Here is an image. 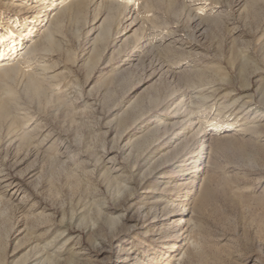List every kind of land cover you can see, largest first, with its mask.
I'll return each mask as SVG.
<instances>
[{
	"label": "rangeland",
	"instance_id": "rangeland-1",
	"mask_svg": "<svg viewBox=\"0 0 264 264\" xmlns=\"http://www.w3.org/2000/svg\"><path fill=\"white\" fill-rule=\"evenodd\" d=\"M96 1L0 0V264H264V0Z\"/></svg>",
	"mask_w": 264,
	"mask_h": 264
},
{
	"label": "bare ground",
	"instance_id": "bare-ground-1",
	"mask_svg": "<svg viewBox=\"0 0 264 264\" xmlns=\"http://www.w3.org/2000/svg\"><path fill=\"white\" fill-rule=\"evenodd\" d=\"M89 2H90V5H92V6H94L96 3H98L99 2V4H101L100 3V1H96V0H88ZM107 1V0H106ZM109 1V0H108ZM115 1V0H114ZM112 2V1H111ZM114 3H116V2H114ZM128 3V2H127ZM53 5H54V3H52ZM120 4V3H119ZM96 5H98V4H96ZM104 5V4H103ZM110 5H114L113 3H111ZM121 5V4H120ZM127 4H126V2H125V5L124 6H126ZM42 6V5H41ZM52 6V5H51ZM55 6V5H54ZM100 6V5H99ZM102 6V5H101ZM100 6V7H101ZM109 6V5H108ZM123 6V7H124ZM35 7H38V6H35ZM95 8H96V6H94ZM99 7V8H100ZM64 8H66V7H63V8H59L60 9V11H62V10H64ZM112 8H113V6H112ZM33 9V8H32ZM35 9V8H34ZM119 9H121L122 10V7L121 8H119ZM124 10V9H123ZM124 11H126V10H124ZM123 11V12H124ZM122 11H121V13H123ZM132 12V11H131ZM131 12L130 11H128V15H130L131 14ZM111 13V12H110ZM125 13V12H124ZM108 15V14H107ZM122 15V14H121ZM124 15V14H123ZM122 15V16H123ZM111 15H109L108 17H110ZM127 16H125V18H126ZM124 18V17H123ZM109 20V19H108ZM134 21V20H133ZM152 34V33H151ZM152 36V35H151ZM51 29L48 27L47 29H45V32H43V34H42V39L44 40H50L51 39ZM150 38H152V37H150ZM155 38V37H154ZM148 39V41H149V38H147ZM151 40V39H150ZM152 41H153V39H152ZM14 42V40H12L11 41V43H13ZM151 43V42H150ZM32 46H34V45H32ZM4 46L0 43V64L2 63V62H4V61H6L7 59H9V57H10V55L8 56V51H6L4 48H3ZM32 48V47H31ZM34 48V47H33ZM154 49V48H153ZM33 50V49H32ZM31 52H33V51H31ZM28 54V53H27ZM30 55V54H29ZM12 56V55H11ZM26 56V55H25ZM33 57V56H32ZM21 60V59H20ZM23 60V59H22ZM19 61V60H18ZM25 62V61H24ZM23 64V63H22ZM2 65L3 64H1V67H0V73H1V75L2 76H4V77H6V76H8V75H10L12 72H14L15 70H16V67H15V65L13 66V65H11V66H7V67H2ZM17 65H19L18 63H17ZM20 65H21V63H20ZM28 65V64H27ZM28 82H29V84H34V80L32 79V76H29L28 77ZM183 102V101H182ZM187 104V103H186ZM185 106H187V105H185ZM178 111V110H177ZM189 112V111H188ZM209 112V111H208ZM187 114V113H186ZM185 114V115H186ZM193 115V114H192ZM190 118V117H189ZM192 119V118H191ZM203 119V118H202ZM201 119V120H202ZM186 120V119H185ZM196 120H197V118H196ZM189 121V120H188ZM188 121H185V122H188ZM203 121V120H202ZM252 121V120H251ZM193 122V121H192ZM181 123H183V120H182V122ZM195 123H196V121H195ZM199 123V122H198ZM250 123H252V122H250ZM174 124V123H173ZM189 124V123H188ZM191 124V123H190ZM175 125V124H174ZM179 125V123L176 125V126H178ZM182 125V124H181ZM199 125V124H198ZM186 126V125H185ZM165 127V126H164ZM167 127V126H166ZM173 127V126H172ZM175 127V126H174ZM182 127H183V125H182ZM184 128V127H183ZM201 128V127H200ZM186 129H187V127H186ZM192 129V128H191ZM195 128H193V130H194ZM185 130V129H184ZM192 130V131H193ZM202 130V129H201ZM197 131V129H195V131L194 132H196ZM203 131V130H202ZM185 132V131H184ZM190 132V131H189ZM199 132H201V131H199ZM197 133H198V131H197ZM197 133H195V134H197ZM193 134V136H194V133H192ZM203 134V133H202ZM192 136V138L194 139V137ZM197 138V137H196ZM191 139V138H190ZM198 139V138H197ZM202 139V138H201ZM200 139V140H201ZM199 140V141H200ZM189 141V140H188ZM192 141V140H191ZM195 141V140H194ZM186 143V142H185ZM202 143V142H201ZM189 144V143H188ZM197 144V143H196ZM203 144V143H202ZM200 145V144H199ZM189 146V145H188ZM187 146V147H188ZM191 146H192V144H191ZM190 147V146H189ZM194 149V145H193V147H191V149ZM190 160V159H189ZM193 160V159H192ZM185 161V160H184ZM193 162V161H192ZM189 163V162H188ZM167 213V212H166ZM165 213V214H166ZM177 220V219H176ZM181 221V218H179L178 219V221H176L177 223H179ZM173 222V221H172ZM175 222V223H176ZM179 224H177V226H178ZM175 226V225H174ZM175 228V227H174ZM176 228H178V227H176ZM175 228V229H176ZM172 230V229H171ZM177 231H178V229H177ZM173 232V231H172ZM174 233H176V231L174 232ZM173 234V233H172ZM129 254V253H128ZM128 256V255H127ZM134 258V257H133ZM158 258H160V254L159 255H157V257H154V258H152V260H149V263L147 262H145V264H157V262H158ZM127 259V258H126ZM126 259L123 261V263H125L126 262ZM137 258H135L133 261H136L137 262ZM139 261V260H138ZM134 263V262H133Z\"/></svg>",
	"mask_w": 264,
	"mask_h": 264
}]
</instances>
